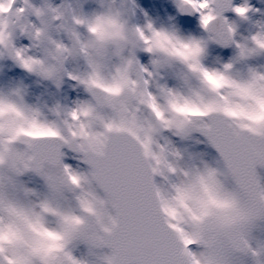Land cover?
I'll list each match as a JSON object with an SVG mask.
<instances>
[{
	"label": "clouds",
	"instance_id": "clouds-1",
	"mask_svg": "<svg viewBox=\"0 0 264 264\" xmlns=\"http://www.w3.org/2000/svg\"><path fill=\"white\" fill-rule=\"evenodd\" d=\"M97 3L96 11L85 14L80 0H0V58H11L57 89L68 78L87 93L71 107L57 102L47 108L27 103L19 86L0 91L2 255L17 264H44L45 258L63 264V249L74 241L107 247L98 242L114 235L119 221L105 194L97 193L87 161L103 158L113 140L122 138L136 143L145 169L157 170L153 180L161 178L160 183L154 181L153 194L161 220L183 221L181 226L195 241L186 246L191 256L177 243L178 264H242L247 257L264 264V248L250 242L264 222V184L259 177L242 188L224 160L223 169L206 161H183L175 148L159 142L164 131L185 137L201 122L220 118L255 155L249 138L264 141V67L241 74L235 66L264 53V21L257 22L254 33L235 41L245 52L242 58L235 45L234 59L208 68L202 61L209 40L234 39L232 24L210 15L208 26L201 25L209 33L207 39L185 37L150 21L134 23L126 7L129 0ZM212 3L186 0L185 7L207 8ZM249 11L247 7L237 15L246 18ZM18 35L27 36L31 47L18 48ZM138 53L147 54L149 63H141ZM201 67L209 71L207 77ZM170 74L177 77L173 87L167 82ZM65 147L90 166L88 172L71 169L76 181L64 169ZM27 172L43 179L46 193L19 185L16 178ZM229 176L235 188L226 186ZM86 207L89 210L82 211ZM192 245L199 250L193 251ZM110 256L99 257L100 264Z\"/></svg>",
	"mask_w": 264,
	"mask_h": 264
},
{
	"label": "snow or ice",
	"instance_id": "snow-or-ice-1",
	"mask_svg": "<svg viewBox=\"0 0 264 264\" xmlns=\"http://www.w3.org/2000/svg\"><path fill=\"white\" fill-rule=\"evenodd\" d=\"M186 0H179L181 11H191L199 14L201 25L208 26L209 16L214 15L223 23L228 21L221 16V12L231 8L236 14L243 13L248 7L241 5L231 7V0H213L207 8L185 7ZM23 11V10H21ZM229 32L235 35V26L229 25ZM217 42L224 45L235 44L234 39L224 38ZM240 48V58L245 55ZM20 56V51L15 52ZM23 67H28L26 61H21ZM228 67V65H225ZM200 72L207 77L210 73L201 67ZM247 128L246 125H241ZM207 137L217 149L225 162L228 172L242 188L254 185L257 180V166L264 167V141L249 142L255 148V155L248 151L246 143L238 140L230 124L220 118L205 120L196 128ZM251 132V129H248ZM91 165L90 179L103 190L106 199L115 210L119 229L106 241L98 242L100 246L111 249V256L106 257V264H178L177 243L185 246V254L191 256L186 246L194 243L193 237L182 227L183 221L172 223V220H161L153 203L156 186L153 175L156 169H145L139 158L136 143L116 138L113 140L108 154L101 159L87 161ZM64 169L71 178V168L64 165ZM175 171V169H172ZM86 207L82 211H88ZM173 214L172 219H175ZM69 217L65 216L67 221ZM195 219V217H193ZM175 233V235H173ZM67 243V240H66ZM4 249L0 247V264H17L10 256L2 255ZM63 264H83L72 255L71 248L63 249ZM44 264H56L55 261L44 259Z\"/></svg>",
	"mask_w": 264,
	"mask_h": 264
},
{
	"label": "rangeland",
	"instance_id": "rangeland-1",
	"mask_svg": "<svg viewBox=\"0 0 264 264\" xmlns=\"http://www.w3.org/2000/svg\"><path fill=\"white\" fill-rule=\"evenodd\" d=\"M62 0H53L54 4H60ZM233 7L247 5L251 11L246 18L239 17L231 11L226 17L229 24L235 26V41H242L245 37L254 33L258 28L259 21H264V0H232ZM97 0H80V8L85 14H92L98 9ZM128 7L132 21L143 25L146 22H153L156 26H164L175 30L179 35L207 39L209 33L202 28L198 13L192 12L190 16L183 15L179 9V0H129ZM34 20V17H30ZM16 46L30 48L31 41L27 36L18 35L15 40ZM235 44L224 45L216 40H209L203 57V63L208 68H219L223 64L234 59L237 54ZM35 50L30 51L33 54ZM141 63L148 64L149 56L145 53H138ZM69 66L70 70L71 67ZM236 69L241 74H246L250 67H264V53L240 61L236 64ZM168 85L173 87L177 84L175 74H170L167 78ZM195 81L193 84L195 85ZM21 87L27 103L37 106L46 105L51 108L59 102L61 105L71 107L76 102L86 99L87 93L76 81L65 78L59 89L51 82L44 81L34 74L28 73L18 62H12L7 56L0 58V91H8L16 87ZM47 108L43 110L47 113ZM49 118L54 116L49 114ZM162 145L175 148L183 158V161L196 162L206 161L213 166L224 168L223 163L211 148L209 142L198 133L181 137L174 135L172 131H164L159 138ZM63 163L70 166L72 170L88 172L90 167L77 158L76 154L65 151ZM262 184H264V168L257 172ZM22 188L33 189L38 193H46L47 187L43 179L32 172L24 173L16 178ZM154 181L160 183L161 178L154 176ZM228 188H235V184L229 176L226 180ZM100 195H104L99 188L94 185ZM253 247L264 248V222L254 229L252 240ZM193 251H198L196 245H192ZM72 255L77 259H86L100 264L99 257L111 253V250L103 248H91L87 243L74 241L70 246ZM264 258V257H262ZM242 264H254L251 257L244 258Z\"/></svg>",
	"mask_w": 264,
	"mask_h": 264
},
{
	"label": "water",
	"instance_id": "water-1",
	"mask_svg": "<svg viewBox=\"0 0 264 264\" xmlns=\"http://www.w3.org/2000/svg\"><path fill=\"white\" fill-rule=\"evenodd\" d=\"M231 8H229L228 10H225V11H222L221 12V16L223 17V15H224V13L225 12H228L229 10H230ZM201 133V132H200ZM202 134V133H201ZM203 135V134H202ZM204 136V135H203ZM204 137H206V136H204ZM207 138V137H206ZM213 146V145H212ZM213 148L215 149V151L219 154V152L217 151V149L213 146ZM219 156H220V154H219ZM221 157V156H220ZM221 159H222V157H221ZM223 160V159H222ZM257 167H261V166H257ZM102 190V189H101ZM103 191V190H102ZM108 248V247H107ZM110 249V248H109Z\"/></svg>",
	"mask_w": 264,
	"mask_h": 264
}]
</instances>
